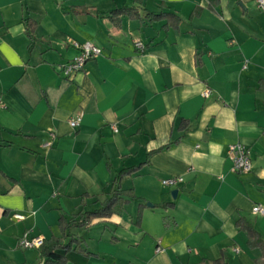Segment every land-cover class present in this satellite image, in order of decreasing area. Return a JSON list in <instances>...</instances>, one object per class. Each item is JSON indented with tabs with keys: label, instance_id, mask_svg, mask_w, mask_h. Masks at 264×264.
I'll return each instance as SVG.
<instances>
[{
	"label": "crops",
	"instance_id": "0c3cea01",
	"mask_svg": "<svg viewBox=\"0 0 264 264\" xmlns=\"http://www.w3.org/2000/svg\"><path fill=\"white\" fill-rule=\"evenodd\" d=\"M208 5L0 0V264H42L38 248H20L18 239L59 237L61 215L99 208L115 173L148 153L121 183L138 198L120 215L71 229L94 255L70 251L67 264H196L222 251L228 264L259 258L234 222L246 218L264 239V213L252 211L264 208V4ZM122 6L183 20L167 31L163 21L128 17L116 26L107 13ZM26 19L37 22L32 39ZM71 40L100 54L68 80L61 68L78 53ZM233 143L249 151V172L232 171ZM174 176L183 179L177 187L162 184Z\"/></svg>",
	"mask_w": 264,
	"mask_h": 264
},
{
	"label": "trees",
	"instance_id": "16d2710c",
	"mask_svg": "<svg viewBox=\"0 0 264 264\" xmlns=\"http://www.w3.org/2000/svg\"><path fill=\"white\" fill-rule=\"evenodd\" d=\"M138 3L141 0H136ZM219 0H209L208 7L211 10L215 9ZM200 13V8L194 9L189 18H192ZM107 17L111 23L116 26L120 25L122 17H128L130 19L140 20L142 23L146 22H162V30L178 29L182 22V17L177 12L161 11L153 12L145 10L142 15L139 12L138 7L134 6H122L114 8L107 13ZM37 22L32 19L25 20V32L27 36L32 39ZM258 89L264 91V80L258 81ZM172 143H168L162 148L156 150L169 148ZM154 152V151H153ZM150 153L147 154L146 160L138 165L125 167L115 173V176L111 182V188L109 196L105 197L101 202L100 207L93 211L78 212L70 216L69 218L61 215L58 219L57 225L59 227L61 235L50 236L47 239H42V243L38 248L40 258L43 260L42 264H67L65 254L74 251L84 256H93L94 254L89 252L85 246L84 240L74 234L70 233L73 228L87 227L93 218H108L112 215H120L124 211V205L130 200L137 199L132 189H122L121 183L124 179L131 177L135 174L143 164L148 163ZM144 207L143 204H139L138 210L135 216L134 224L139 225L141 210ZM235 227L242 231L246 236V245L250 249L258 250L260 256L255 259L253 264H264V239L260 233L253 227V225L244 217H239L234 222ZM58 251L64 252V254L58 253ZM196 264H228V260L224 251L221 252L220 257L214 260H201Z\"/></svg>",
	"mask_w": 264,
	"mask_h": 264
},
{
	"label": "built area",
	"instance_id": "2783aa9c",
	"mask_svg": "<svg viewBox=\"0 0 264 264\" xmlns=\"http://www.w3.org/2000/svg\"><path fill=\"white\" fill-rule=\"evenodd\" d=\"M257 5L262 7L264 4V0H256ZM70 45L78 50V53L75 57L71 60L66 62L62 68L61 72L63 76L70 80L72 79L77 73L81 72L84 68L86 61L92 59L100 54V49L89 41L79 42L76 40H71ZM136 49L143 51L145 46L142 42L136 41L134 43ZM209 91L206 90L204 92V96H208ZM82 119L81 113H76L69 119V125L72 128H76ZM54 134L51 133L50 137L54 138ZM51 143L48 142L46 145H50ZM228 157L232 160V171L237 174H242L249 172L252 168L251 157L247 148L241 143H233L230 144L228 147ZM182 177L174 176L165 178L162 180V184L168 187H177L182 182ZM252 211L254 213L263 214L264 208L261 204H255L252 207ZM16 219H22V215L14 214ZM42 243V238L40 237H29L26 234L22 235L18 241L17 245L20 248L27 249V248H39Z\"/></svg>",
	"mask_w": 264,
	"mask_h": 264
},
{
	"label": "water",
	"instance_id": "95a60500",
	"mask_svg": "<svg viewBox=\"0 0 264 264\" xmlns=\"http://www.w3.org/2000/svg\"><path fill=\"white\" fill-rule=\"evenodd\" d=\"M176 194H177V190H176V189L172 190L171 195H172L173 198L176 197ZM147 205H148V206H151L150 203H147Z\"/></svg>",
	"mask_w": 264,
	"mask_h": 264
}]
</instances>
